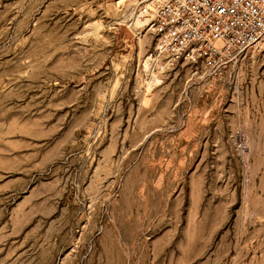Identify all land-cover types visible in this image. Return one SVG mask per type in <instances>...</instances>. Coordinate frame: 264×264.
I'll return each mask as SVG.
<instances>
[{
  "label": "rangeland",
  "instance_id": "374dc122",
  "mask_svg": "<svg viewBox=\"0 0 264 264\" xmlns=\"http://www.w3.org/2000/svg\"><path fill=\"white\" fill-rule=\"evenodd\" d=\"M129 0H0V264H264V37L168 62Z\"/></svg>",
  "mask_w": 264,
  "mask_h": 264
},
{
  "label": "built area",
  "instance_id": "2783aa9c",
  "mask_svg": "<svg viewBox=\"0 0 264 264\" xmlns=\"http://www.w3.org/2000/svg\"><path fill=\"white\" fill-rule=\"evenodd\" d=\"M122 24L153 35V52L168 62L202 61L220 67V55L239 54L264 37V0H129Z\"/></svg>",
  "mask_w": 264,
  "mask_h": 264
}]
</instances>
